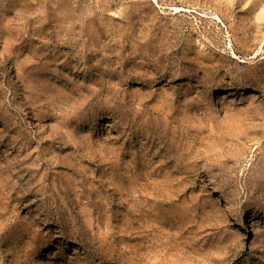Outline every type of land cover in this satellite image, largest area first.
Here are the masks:
<instances>
[{
    "label": "rangeland",
    "instance_id": "obj_1",
    "mask_svg": "<svg viewBox=\"0 0 264 264\" xmlns=\"http://www.w3.org/2000/svg\"><path fill=\"white\" fill-rule=\"evenodd\" d=\"M0 264H264V0H0Z\"/></svg>",
    "mask_w": 264,
    "mask_h": 264
}]
</instances>
